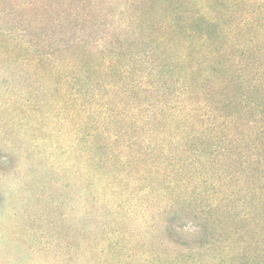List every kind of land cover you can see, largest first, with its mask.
Returning <instances> with one entry per match:
<instances>
[{"label":"rangeland","instance_id":"374dc122","mask_svg":"<svg viewBox=\"0 0 264 264\" xmlns=\"http://www.w3.org/2000/svg\"><path fill=\"white\" fill-rule=\"evenodd\" d=\"M148 6V0H0V264H171L166 257L176 259L172 264H264V157L247 168L239 159L226 167L230 126L223 144L208 130L215 118L203 119L212 139L191 149L196 158L185 169L192 186L182 188L190 202L177 217L176 244L160 216L151 224L145 213L148 205L169 206L171 194L144 196L143 181L106 184L102 171L88 165L84 118H70L71 60L111 56L116 20L129 26L124 10L139 14ZM245 10L264 24V0H246ZM126 47L117 50L129 59ZM258 69L264 74V65ZM236 110L225 106L220 115ZM260 128L264 119L255 109L236 124L237 157L253 156L255 142L264 141L253 139Z\"/></svg>","mask_w":264,"mask_h":264},{"label":"trees","instance_id":"16d2710c","mask_svg":"<svg viewBox=\"0 0 264 264\" xmlns=\"http://www.w3.org/2000/svg\"><path fill=\"white\" fill-rule=\"evenodd\" d=\"M148 2L139 14L124 10L131 25L120 19L113 26L118 27L113 28V34L118 30L115 43L127 44L129 59L121 57L117 46L111 56L101 51L95 60L86 54L72 58L70 118H84L88 165L102 171L104 183L143 181L144 196L164 190L174 197L169 206L154 210L146 206L145 213L150 214L151 224L156 214L160 216L167 240L176 244L173 232L182 227L177 217L184 209L182 203L190 202L182 188L192 186L185 167L191 168L187 165L196 158L193 145L200 151V144L212 139L208 130L215 129L214 139L224 144L225 128L232 129L226 167L233 168L238 159L246 168L253 160L263 161L264 141L255 142L253 156L242 160L234 151L242 137L234 135L241 134L236 124L241 126L254 109L256 118L264 119V74L258 69L264 65V24L256 21L254 12V18L245 16L246 0ZM197 103L199 109L194 107ZM225 106L238 110L222 117ZM201 110L206 112L200 114ZM208 117L216 123L207 130L202 123ZM261 130L253 139L264 138ZM180 154L191 156L181 159ZM204 221L212 230L217 228V222ZM201 228L198 236L205 232ZM210 243L215 248L217 240ZM238 250L245 249L238 245Z\"/></svg>","mask_w":264,"mask_h":264}]
</instances>
